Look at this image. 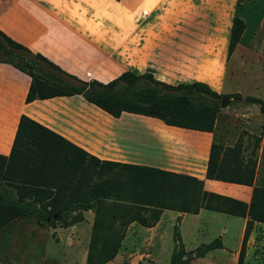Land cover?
<instances>
[{"label": "crops", "instance_id": "0c3cea01", "mask_svg": "<svg viewBox=\"0 0 264 264\" xmlns=\"http://www.w3.org/2000/svg\"><path fill=\"white\" fill-rule=\"evenodd\" d=\"M234 16L244 20L245 28L228 56ZM0 30L83 80L108 82L131 70L137 74L152 71L156 79L169 84L201 81L225 94L230 93L227 89L231 84H264L263 74L239 81L237 76L234 79L236 71L230 70L240 61L247 62L248 57L258 65L264 63V55L259 54L264 52V0H0ZM228 73L232 80L227 78ZM29 84L28 75L0 63V154L10 153L19 118L25 114L100 160L189 174L202 179L208 191L250 201L252 186L205 176L213 141L232 146L241 138L247 147L253 133L243 124L237 128L229 122L227 114L233 111L229 104L221 107L214 131L207 132L131 112L114 117L81 95L26 103ZM259 149L254 185H261L264 178V169L260 168L264 153ZM204 210L209 209L188 214L201 221ZM185 214L165 209L154 226L132 223L127 231L138 225L156 236L159 228L175 216L183 223ZM83 215L84 220L61 227L71 245L80 231L89 240L94 213L86 210ZM236 217L240 221V248L246 218ZM218 232L224 245L228 231L224 226ZM64 248L72 252L75 245ZM71 256L64 258V264L74 263ZM85 257L80 264H85Z\"/></svg>", "mask_w": 264, "mask_h": 264}, {"label": "trees", "instance_id": "16d2710c", "mask_svg": "<svg viewBox=\"0 0 264 264\" xmlns=\"http://www.w3.org/2000/svg\"><path fill=\"white\" fill-rule=\"evenodd\" d=\"M245 22L232 20L228 56L238 44ZM0 63L30 77L25 102L81 95L108 114L151 116L168 125L213 132L222 106L239 93L223 94L201 81L169 84L152 71H123L108 82L83 80L0 30ZM258 104L264 115V101ZM250 152L238 139L232 146L213 141L205 176L252 186L249 202L208 191L195 176L148 165L100 160L83 148L22 114L8 155L0 154V228L24 215L42 224L68 227L94 213L85 264H108L117 255L128 226H154L165 209L196 214L201 208L246 218L237 264H242L254 224H264V178L254 185L257 145ZM169 264L193 259L223 247L221 239L186 250L178 226ZM2 264H5L1 259Z\"/></svg>", "mask_w": 264, "mask_h": 264}, {"label": "rangeland", "instance_id": "374dc122", "mask_svg": "<svg viewBox=\"0 0 264 264\" xmlns=\"http://www.w3.org/2000/svg\"><path fill=\"white\" fill-rule=\"evenodd\" d=\"M252 22V20H248V24H252ZM259 54L264 55V52H259ZM237 56L239 59V55ZM237 56H235L236 59ZM248 58L247 62L239 60V66L230 69L236 71L234 79L238 77L240 81L242 77L246 79L251 75H264V63L258 65L252 60L253 57ZM230 63L232 65L235 63L233 56ZM229 77L228 73L227 78ZM229 79L232 80L231 77ZM230 86L231 88L227 89L230 91L229 94L239 93L241 100L236 98L228 100L229 109L233 110L227 114L230 118L229 122L234 123L237 128L243 124L253 131L248 137L247 152L255 148L258 143L256 149L258 157L260 147L264 153V115L260 112L259 105L257 104V108L252 106L246 97H261L264 101V84H242L239 82ZM227 106L225 105L223 108ZM260 168L264 169V154H262ZM175 224L178 226L184 246L189 253L200 244L209 243L218 238L220 228L225 226L228 231L224 236L223 247L209 251L203 256L205 258L193 259L190 264H237L238 254L235 258V252L239 248L240 221L236 216L210 210H204L201 221L187 213L182 223L181 218L175 216L159 228L157 234L155 233L156 236H152L150 232L145 233L138 225L131 226L119 248L121 254L108 264H169L174 248ZM197 225L198 228H196ZM61 227L59 223L56 226L40 225L34 216L28 214L9 222L0 228V259L5 264H64V258L67 259L71 254V262L80 264L82 256L87 255L89 243V240L85 238V232L80 231V237L73 244L75 248L72 253L71 250L69 251L70 248H64L66 246L73 248V245L67 243L69 238L61 232ZM0 264H2L1 261ZM242 264H264V224H254L247 241Z\"/></svg>", "mask_w": 264, "mask_h": 264}]
</instances>
